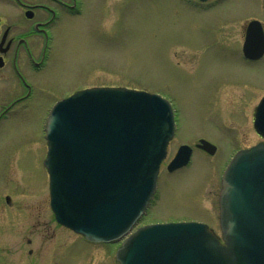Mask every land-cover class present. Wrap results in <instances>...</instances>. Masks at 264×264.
Returning <instances> with one entry per match:
<instances>
[{"label": "rangeland", "instance_id": "obj_1", "mask_svg": "<svg viewBox=\"0 0 264 264\" xmlns=\"http://www.w3.org/2000/svg\"><path fill=\"white\" fill-rule=\"evenodd\" d=\"M80 2V13L62 12L39 91L0 123V264H118L122 239L92 244L55 222L43 167L51 108L95 86L158 93L175 113V137L136 226L197 221L224 243L221 177L238 151L264 143L253 129L254 108L264 96V60L250 65L237 54L250 20L264 29V0ZM0 11L2 26L25 23L12 0H0ZM8 72L0 70V88L9 84ZM200 139L216 152L196 148ZM182 144L193 147L191 161L169 173L166 165Z\"/></svg>", "mask_w": 264, "mask_h": 264}, {"label": "water", "instance_id": "obj_2", "mask_svg": "<svg viewBox=\"0 0 264 264\" xmlns=\"http://www.w3.org/2000/svg\"><path fill=\"white\" fill-rule=\"evenodd\" d=\"M254 42L259 48L252 51ZM244 53L250 58L264 53L257 21L247 25ZM254 127L264 136V97ZM45 131L44 166L56 221L94 242L119 241L129 234L154 194L159 165L174 133L169 102L143 91L87 89L56 103ZM199 147L209 154L215 151L204 140ZM190 154L188 146H181L168 171L186 165ZM221 187L224 245L202 223L149 225L129 234L116 260L264 264V145L239 151L224 171Z\"/></svg>", "mask_w": 264, "mask_h": 264}, {"label": "flooded vegetation", "instance_id": "obj_3", "mask_svg": "<svg viewBox=\"0 0 264 264\" xmlns=\"http://www.w3.org/2000/svg\"><path fill=\"white\" fill-rule=\"evenodd\" d=\"M12 1L16 9L21 11L25 23L16 22L4 26L0 23V70L9 69L5 79L9 84L0 88V91L6 92L3 94L4 99L0 97V123L17 105L28 102L34 90L39 91L37 83L41 81L42 73L51 65V48L53 47L54 53L56 50V30L60 25L62 12L71 15L80 13V0H71L68 3L66 0H40L33 4L26 0ZM194 2L203 4L198 0ZM1 14L0 11V16ZM242 45L243 41L237 54L244 62L255 65L264 60V55L257 59L245 58ZM6 203L10 205L9 197H6Z\"/></svg>", "mask_w": 264, "mask_h": 264}]
</instances>
